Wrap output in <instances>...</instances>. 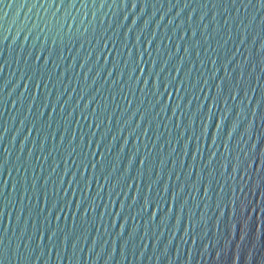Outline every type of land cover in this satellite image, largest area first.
Instances as JSON below:
<instances>
[{"label": "water", "instance_id": "1", "mask_svg": "<svg viewBox=\"0 0 264 264\" xmlns=\"http://www.w3.org/2000/svg\"><path fill=\"white\" fill-rule=\"evenodd\" d=\"M0 264H264V0H0Z\"/></svg>", "mask_w": 264, "mask_h": 264}]
</instances>
